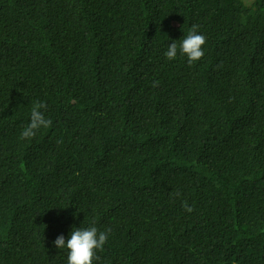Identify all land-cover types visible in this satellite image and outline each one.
Listing matches in <instances>:
<instances>
[{
    "label": "trees",
    "instance_id": "16d2710c",
    "mask_svg": "<svg viewBox=\"0 0 264 264\" xmlns=\"http://www.w3.org/2000/svg\"><path fill=\"white\" fill-rule=\"evenodd\" d=\"M93 224L92 264H264V0H0V264Z\"/></svg>",
    "mask_w": 264,
    "mask_h": 264
},
{
    "label": "clouds",
    "instance_id": "9594fccd",
    "mask_svg": "<svg viewBox=\"0 0 264 264\" xmlns=\"http://www.w3.org/2000/svg\"><path fill=\"white\" fill-rule=\"evenodd\" d=\"M205 42L206 37L198 33V26L192 25L189 28L188 34L180 40L179 52L187 57L189 64L194 63L204 56L202 46ZM177 52L178 45L174 41L168 46L165 56L168 60H173L176 58ZM153 86L156 85L154 84ZM43 109H46V105L43 102L37 101L32 105L30 122L22 130L20 134L21 139L33 138L38 130L41 128L47 129L52 125V120L45 117ZM182 206L187 212L193 211L187 205V202H184ZM107 240L108 232L98 231L97 227L93 224V226L87 228H73L67 242H65L63 235L57 236L53 241V245L57 249L67 250V264H92L96 250L102 249Z\"/></svg>",
    "mask_w": 264,
    "mask_h": 264
}]
</instances>
